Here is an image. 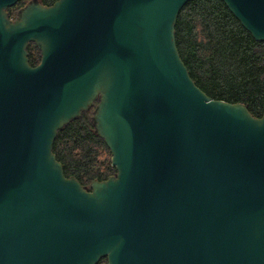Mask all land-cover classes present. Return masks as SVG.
<instances>
[{"label": "water", "instance_id": "water-1", "mask_svg": "<svg viewBox=\"0 0 264 264\" xmlns=\"http://www.w3.org/2000/svg\"><path fill=\"white\" fill-rule=\"evenodd\" d=\"M0 0V264H264V114L192 80V0ZM264 42V0H221ZM41 61L33 67L28 48ZM94 109L116 175L67 178L57 135Z\"/></svg>", "mask_w": 264, "mask_h": 264}, {"label": "trees", "instance_id": "trees-1", "mask_svg": "<svg viewBox=\"0 0 264 264\" xmlns=\"http://www.w3.org/2000/svg\"><path fill=\"white\" fill-rule=\"evenodd\" d=\"M52 6L58 0H40ZM28 0L9 10L16 17ZM181 59L195 84L214 100L242 103L256 118L264 114V42H257L221 0H192L181 10L176 29ZM33 67L41 61L35 44L28 48ZM53 153L67 178L90 188L116 175L112 154L99 139L92 113L85 112L57 135ZM108 264L104 258L99 264Z\"/></svg>", "mask_w": 264, "mask_h": 264}, {"label": "flooded vegetation", "instance_id": "flooded-vegetation-1", "mask_svg": "<svg viewBox=\"0 0 264 264\" xmlns=\"http://www.w3.org/2000/svg\"><path fill=\"white\" fill-rule=\"evenodd\" d=\"M89 112H91V113L93 114V113H94V109L90 110ZM89 112H88V113H89ZM86 113H87V112H86Z\"/></svg>", "mask_w": 264, "mask_h": 264}, {"label": "rangeland", "instance_id": "rangeland-1", "mask_svg": "<svg viewBox=\"0 0 264 264\" xmlns=\"http://www.w3.org/2000/svg\"><path fill=\"white\" fill-rule=\"evenodd\" d=\"M30 0H28V2H29ZM92 117H93V114H92ZM104 264H106V263H104Z\"/></svg>", "mask_w": 264, "mask_h": 264}]
</instances>
